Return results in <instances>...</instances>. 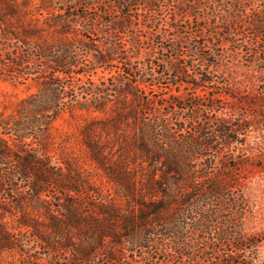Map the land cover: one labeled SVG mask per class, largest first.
Returning a JSON list of instances; mask_svg holds the SVG:
<instances>
[{
    "label": "trees",
    "instance_id": "1",
    "mask_svg": "<svg viewBox=\"0 0 264 264\" xmlns=\"http://www.w3.org/2000/svg\"><path fill=\"white\" fill-rule=\"evenodd\" d=\"M140 1H117L119 18H105L107 41L98 44L93 36L104 31L98 25L103 17L99 21L101 15L90 17L82 10L91 9L99 0H0V78L16 83L33 79L41 85L18 103L12 134L23 138L46 135L58 116L77 108L97 113L81 127L82 141L90 159L123 198L114 199L100 187L86 186L84 176L76 174L63 157L52 163L35 148L21 152L2 137L0 257L12 251L27 253L40 245L48 255L36 259L44 264H93L100 258L106 264H264L256 259L259 239L243 234L245 202L212 199L221 196L223 189V179L217 174L220 154L234 143L244 144L231 136L240 127L232 117L212 114L218 109L216 97L207 105L197 100L188 106L186 99L182 106L171 97L157 99V57L142 53L140 36L133 37L132 46L122 41V34L135 23L133 10L153 11L154 22L147 27L156 33L161 28V0ZM215 1L227 11L214 10L212 2L208 7L213 15L221 12L223 19L239 24L243 33L250 31L254 47L238 46L244 52V65L255 73L252 77L264 101V5L254 7L257 0ZM181 2L190 6L186 15L196 2L200 4ZM248 5L254 13L242 17ZM69 9L77 12L67 13ZM111 11L103 13L111 16ZM184 32L177 31L178 35ZM191 47L196 54L197 47ZM170 48L176 53L182 49L180 42ZM214 56L217 61L204 65L211 70L196 77V88L214 86V71L226 68L225 56ZM81 57L92 58L82 65ZM193 59L175 63L176 71L187 74L195 67ZM118 62L124 64L119 67L122 77L108 90L97 92L82 85L79 75ZM172 105L185 113L187 108L195 114L206 112L209 121L194 125L196 115H179L177 110H168ZM66 179L76 186H65ZM19 180L27 185L29 197L14 187ZM53 186L66 196H48ZM85 191L94 197L84 199ZM23 234H31L32 239L24 240ZM234 241L250 245L235 246ZM60 251L69 252L71 258L65 262L51 258Z\"/></svg>",
    "mask_w": 264,
    "mask_h": 264
},
{
    "label": "rangeland",
    "instance_id": "2",
    "mask_svg": "<svg viewBox=\"0 0 264 264\" xmlns=\"http://www.w3.org/2000/svg\"><path fill=\"white\" fill-rule=\"evenodd\" d=\"M99 1V4L91 6L92 8L87 11L82 10V12L90 17H94L95 13L101 15L99 21L103 17L98 25L104 31L93 36L96 39L95 43L103 44L107 41L105 37L108 26L104 22L105 18L109 17V19L117 20L121 10L116 6L119 0ZM181 1L161 0L160 3L164 8L162 13L164 20L161 21V28H159L158 33L147 27L152 21L154 22L153 11L133 10L132 15L135 17V23L128 28V32L122 34L124 36L122 41L126 46H132L133 37L140 36L142 39L141 46L143 45L142 53H147L148 57L152 59L155 56L157 57L154 62V66L159 65L157 69L160 71L155 75L158 77L160 87L156 93L157 99H163V96L171 97L172 100L179 103L178 106H182L184 99H186L188 106L192 101L197 100H202L204 105H207L210 104L209 99L216 97L218 109H216L217 112H212V114L232 117V121L239 125L240 131L233 133L231 136H237L239 141L244 142V144L234 143L229 150L220 154L221 164L217 169V174L220 175V180L223 179V189L220 192L221 196L218 198L212 197V199H241L245 202L244 218L241 224L243 234L249 238L257 237L259 239L256 259L264 263V240H262V237H264V101L260 96V91H258L259 84H257L256 78L252 77L255 73L244 65V52H241L240 46H238L252 45L254 47V43L250 42L252 37L249 35V30H247V34L243 33L239 24L228 22L219 15L221 12L225 14L227 10L226 7L220 9L217 1L190 0L191 3L199 1L200 4L196 2L193 5L194 8H190L191 13L187 15L185 11L190 6L183 4ZM212 2L216 5L214 10L221 11L214 12L217 14L216 16L208 7L209 3ZM261 5H264V0H257L254 3V7H261ZM254 7L248 5L246 10H243L244 15L242 17L254 13L252 11ZM107 9L112 10L111 16L103 13ZM76 12L77 10L69 9L67 13ZM139 23L145 26H139ZM169 23L178 26L180 31L185 29L187 33L184 32L178 35V29L175 27L170 28ZM177 42H180L182 49L181 52L176 53L170 47ZM192 45L197 47L196 54L191 52ZM261 47H264V43H261ZM129 54H131V51H129ZM217 54L225 56L223 62L226 63V68H219L214 71L216 76L214 86L196 88L194 86L197 83L196 77L203 71L211 70V68L206 69L204 65L213 60L217 61L214 56ZM190 56L194 58L195 67H190L187 74H179L175 69V63L185 62ZM183 57L186 60H183ZM91 58L81 57L80 62L82 65H88ZM166 61H168L169 67L166 66ZM114 65V67L108 66L106 69L100 67L78 77H81L80 81H83L82 85L87 89L97 88L99 89L97 92L108 90V86L111 88L117 78L122 77L119 73V67H123V62ZM197 73L199 74L197 75ZM40 87L39 82L33 79H29L24 83H16L0 78V121L8 124L5 127L0 123V138L8 139L15 145V149H19L21 152L35 148L45 154L46 161L51 162L52 159V163L57 160L63 161L60 159V157H63L72 165L76 174L84 176L83 180L87 183L86 186L100 187L106 196L123 199L117 195L118 191L107 181L103 171L90 159L82 141L81 127L86 119L92 118L97 113L90 114L86 110L77 108L72 113L66 111L58 116L52 122L46 135L36 138H23L12 134L10 129L16 123L15 114L18 103L28 95L38 92ZM78 90H82L81 84ZM51 103L55 106L59 105V102ZM168 110H177L179 115L184 116L186 114L196 115L194 125H197L201 120L209 121L206 120L207 116L209 117L206 112L195 114L187 108L185 113L178 107L174 108L173 105ZM171 119L175 121L176 116L173 115ZM220 143H218L219 146ZM8 166L3 168L6 169ZM67 179L63 183L65 186H76V184L71 185ZM14 187L22 191V195L29 197V191H27V185L24 182L19 180L15 182ZM10 189L11 187L7 188V191L10 192ZM47 195L53 197L52 199H63L66 196L64 191L56 186L51 187ZM82 195L84 199H92L95 194L85 191ZM70 199H73V197ZM21 237L27 241L32 239L31 234H23ZM234 245L248 246L250 244L245 241H234ZM47 255L44 249L37 245L30 247L27 253L12 251L3 254L0 257V264H29L30 262L32 264H44L45 261L36 258L42 256L45 258ZM71 256L69 252L64 251L51 254V258L62 262H65ZM97 262L106 264V261H103L102 258L96 260L93 264H97Z\"/></svg>",
    "mask_w": 264,
    "mask_h": 264
}]
</instances>
